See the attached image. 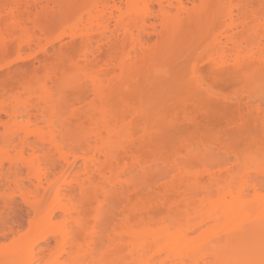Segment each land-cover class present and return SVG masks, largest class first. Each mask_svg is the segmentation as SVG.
Segmentation results:
<instances>
[{"label":"bare ground","instance_id":"bare-ground-1","mask_svg":"<svg viewBox=\"0 0 264 264\" xmlns=\"http://www.w3.org/2000/svg\"><path fill=\"white\" fill-rule=\"evenodd\" d=\"M17 1L15 4H19V3L22 4L21 2L17 3ZM50 1L51 3L58 5L57 6L58 8L59 6L66 8L65 12L67 13L66 14L64 13L63 16L68 14L67 17L70 16L69 19L71 18V16H73V14L76 15L78 12L77 10H79V8L76 9L77 4L75 5V3L77 2L78 4L80 3V7H83V9L81 10L82 13L80 15L77 14L80 16V18L78 17L79 19L78 21L81 20L85 22L84 19H86L87 23L92 24L96 22L97 23L95 25L96 27L94 26L96 30L94 31L95 32L97 31L98 34L94 32L95 34H97V35L94 34V36L97 37L99 35L97 39L100 38L101 43L104 42L105 43L104 45L106 47L105 46L102 47L103 46L102 45L100 48H97L93 53L90 54H88L89 52L87 53L86 51L87 55L86 57H84L85 62L83 68H87L92 71L90 75L92 79L91 81L92 85L91 84L90 85L93 88L92 93L94 94L93 97L95 98L94 101L90 102L91 105H89L90 103H88V106L90 107L89 110H86L87 113H85L86 117L88 118L85 119H89L91 123L93 122L92 126L95 127L93 129L94 130L93 133L91 132V134H89L90 136L84 140L85 142L83 141L81 143V148H82L81 155L78 153L79 155H75V156L73 155L74 157L71 158V154L67 155L64 153L63 155L60 156L59 159H54L49 154L50 152H52L51 147L55 146L53 148H59V149L61 148L62 150L64 149L63 145H59L54 141H50L52 139L49 140V138L47 137L48 134L43 131L44 128L42 127H41L42 129L40 128L41 130L38 129L39 131L36 130V128L34 127L35 131L38 133H33L32 131L34 130L32 129L31 131L33 133L32 136L35 135V138L33 137L34 139H31L29 133L27 132L28 131L27 129H29L30 132L29 127L25 129V131L28 134L24 131L23 128V133L24 132L26 133V134L24 133L25 134L24 136L15 133V131H14L15 134L10 133L9 132L10 130L8 131L9 135L8 134L6 135L4 130L7 129L6 128L8 125L7 122H9L8 118L18 120L19 117L25 118V116H27V118L29 117L31 119L33 115L32 106L37 104L35 103V101L32 100L34 104H32L31 107L29 105H27L28 107L26 106L24 107L23 105L22 107L24 108L22 109L20 108V105L17 103L15 104V106L0 105V122H1L0 125L1 124L4 125V123H2L3 120L2 117L4 115L7 116V120L5 119L6 127L3 126L4 130L2 131L3 134L5 135H3L0 130V177H4L6 181L13 183L21 180L20 177L23 176L25 169L27 170V173H29V175L32 174L35 177V181L31 182L30 184L31 186L29 188L27 187L25 190L23 188L22 190L20 189L21 190L20 195L22 194L21 196L24 198L25 203L27 205L26 211L29 215L33 216L31 219L32 220L31 227L33 230H35V234H36L31 248L25 247L23 249L33 250L34 246L39 247L38 253L36 255L39 256L38 261L41 262L44 261L43 263L47 264L50 261L49 260L50 256L47 260H45V258L47 257L46 253L47 251L48 252L51 251L49 253H53V249H54V247L51 246L49 242L50 236H53L56 240V246H55L56 249L61 245H67L68 243L70 244L69 264H106L107 263L106 256H109L110 261L108 259L109 261L108 263L110 264H229V262L245 261V260H253L256 261L258 264L259 260L261 259V243H262L261 217L264 216V192L261 191V188L264 187V173H260L259 171L258 172L249 171L251 172V174L250 173L245 174L246 173L245 170L246 168H248V166L246 167L247 160L245 161L244 157L241 155L240 158L243 157L241 161L244 160L243 162L245 163V164L240 163L241 165L244 164L243 169L245 168V170L242 169V172L244 171L243 172L244 174L240 172L242 168L240 164L237 165V167L238 166L241 167V168L239 167L240 168L239 169L234 166L235 162L233 163L229 162L232 160L231 157V159L230 158L227 159L228 160L227 166L230 165L229 163H231V166L232 164H234L233 166L237 169H233V168L231 169V166L227 167L226 164L225 165L223 164L224 166L216 164L217 166H221L226 170L221 167H220L221 169H219L216 165H214L218 169V172L214 171L216 168L214 170L212 168L213 172L210 169L209 170L210 173L208 175V173L206 172L208 169L206 168L205 172L207 173V175L206 176L203 175V176L204 177L208 176V179L207 178L204 179L203 177L202 180L200 178L195 179L198 178V176L196 177V175L195 177L192 176L194 177L193 179L189 177L190 172H188L187 170L190 168L187 166V164L180 162L181 160L178 161V163L176 160H174L176 161L174 162L175 164L172 165L170 163L171 165H169V163L167 162L168 158L167 161L164 158L165 159L164 161L162 159L164 157L163 156L162 158L157 157L155 159H152V161L150 160L151 164L149 165L148 161L142 160L141 151L144 148H146V146L151 147L152 143H154L153 141L156 135L161 131L160 130L161 128L159 127L160 123L168 122L170 120V117H166V113H165L166 109L164 110L163 108L165 107L164 105L166 104V100L168 102L169 100L174 99V97L171 96V94H173L172 92L175 90V88L174 90H172V88L174 86L176 87L178 85H182L183 83H185L183 81L184 76L182 77V75H184L185 73L182 74V71L179 68H182V66H184L183 64L186 61L183 58H185L186 55L184 57L183 54L184 53L186 54L189 50L188 48H186L187 50L184 52L185 49L184 47L182 48V54H181L182 58L180 56V61L183 60L184 62L181 61V63L175 62L176 58H178L177 55L180 54L178 53V51L176 52L175 50L179 49L178 45L183 39L186 43V44L184 43V46L186 45L185 47H187L188 46L187 43L191 42V40L194 37V35L192 34L200 33L199 35H195V40H196V36H202V38H199L200 40H202L203 37H205L204 35H202V32L209 31L206 29L209 28L208 23H210V20L207 21L208 22L207 23L204 21V18L206 17L209 18L210 15L212 14L211 11L213 9L219 11L218 8L216 9L217 6L220 5V7H222V10L219 11L218 15L225 14L223 11V9L226 10L225 7H227V10H230L228 11V14L229 12L233 13L232 10H234V6H236V8L238 6L241 7V9H243L247 13L252 9L251 11L252 13L249 12L252 16L251 15L249 16L246 13L244 16L245 18H243L244 20L242 19L243 21L241 23L239 22V24L236 23L234 24L235 20H233L232 17L234 13L233 14L231 13L233 26L231 25L230 29L228 30L225 31L222 30L223 34L221 33L222 34L221 36H224V38H226V41L222 37L223 40L217 38L214 40V42H212L213 44L210 43L212 44L211 47H214L213 50L220 52V53L214 52L217 55L216 57L218 58L217 60L220 59L222 61V59L223 60L227 59L229 55H231V57L233 56L232 57L233 60L231 57H229L231 59L228 58L227 60L230 61L232 60L234 62V63L232 62L233 68L235 67L236 69L240 70L244 68L246 69L249 66H251L252 69L253 64L250 63V60H247L246 58L247 55H244V53L246 54L247 51L246 52L243 51V49L246 48L249 52L250 50L249 48H251L253 50V56L254 54L256 56L258 53L262 54L260 55V57H258L260 58V60L255 58L260 63L257 66V68L261 65V63L264 62V34H262L260 30V24H259L260 14L258 12L256 14L255 13L256 11L255 12L253 11L255 9L262 10V7H264V0H50ZM26 2H27V6L26 5L25 7L22 6L23 10L20 11L19 14H24L25 16L27 14V17H29L28 15L32 16L34 14L33 10L36 9L37 12H35V16L33 15L34 17L32 18V20L35 22V23L33 22V24L37 25L36 22L38 21V18L41 17V16L38 17V15L40 13L44 15L46 14L43 12L49 9V6L47 5H49L50 2L49 0H47L46 5L44 7H43V0H34V1L26 0ZM17 8L15 7V9ZM39 8L41 9V11ZM230 8L233 9L231 10ZM68 9L70 10L72 9V11L73 10L74 11L72 12ZM75 9H76V13H74ZM66 10H68L69 13ZM7 11L12 12L13 8L10 7L8 8V10H6V14H9L10 12L8 13ZM115 11H117L118 13L116 14ZM218 11L213 10V12L215 13ZM244 11L241 12L244 13ZM63 12L64 11L62 10V13ZM2 14H0V16H2ZM54 14L52 15L54 16ZM59 14L56 15H59L61 19L62 15L61 13ZM25 16L23 18L27 20ZM15 17L16 16L14 15V18L11 17L10 19L11 20L16 19L18 21L17 22L18 24L16 23V21L13 22L14 20L11 21L13 23H10L8 21L10 24H13L10 26L12 27L14 26V28H18L19 30L21 29L23 33H26L24 32V29L26 31L30 26L27 28L26 25L24 26L25 28H22L21 24L19 25V22L21 21L22 23H24L23 22L24 19H21L22 18L21 17L19 18L21 19L19 21L18 17L17 18ZM59 17L57 18L55 16V19L56 18L59 19ZM34 18H36L35 19L36 21L34 20ZM250 18L255 19L252 20L254 21V23L250 24L248 22L251 21ZM64 19H66V17ZM7 20H5V22ZM30 20L31 18L29 19V21ZM112 20L114 22V23L112 22L113 24H111ZM206 24H207V28H206ZM5 25H9V24L7 23ZM39 25L41 24L39 23ZM192 25L193 26L196 25V28L199 29V32L198 29L196 30V28L193 27ZM213 26L214 24L210 25L211 28ZM94 27L92 29H94ZM41 29L44 31L43 33H45L46 31L45 26L44 29L39 28V31ZM50 30L51 29L49 28V30H47V33L45 34H48V31L50 32ZM0 31H3L2 28L0 29ZM37 32L38 30L35 31L34 33ZM2 33L5 34L4 31ZM2 33L0 34L1 35L0 37H2L1 41L3 42V38L5 39V36L7 34L3 36ZM152 33L157 34L155 35L157 36L158 40L155 38H154L155 40L153 39L151 35ZM188 33L191 34V37L189 36L190 34ZM85 37L86 35L83 37V39ZM39 38L42 39V37ZM185 38L186 39L191 38V39H189L190 41H188ZM95 39L93 38V40ZM85 40H87V37L84 39V41ZM129 48L130 51L128 52ZM126 49L128 53L126 52V54H124ZM227 49L229 52H227ZM91 50H93V48ZM252 50H250V52H252ZM119 51L121 52V54ZM231 51L232 53H234V55L231 54ZM61 52L62 51H60V53ZM235 52L237 53V56ZM248 52L247 54L249 55L250 52L249 53ZM225 53L226 54L228 53L229 55H226ZM222 54H225V56L223 55V57L225 58L220 57L222 56ZM62 55H64L63 52ZM62 55H59L61 59H62ZM158 55L164 57L162 58L160 56L161 58L159 57L160 58L159 61L157 60ZM241 55L246 56L245 57L246 59H243L244 57ZM235 56L236 58H234ZM240 56L242 57L241 58L242 60L239 59ZM249 56L253 57L252 55ZM165 57L167 58V60ZM251 57L249 59H253ZM65 58H68V56L65 57L64 55L63 60ZM68 59H66V61L69 63ZM154 59L159 61V64L156 62V60L154 61ZM162 59L163 61H165L166 64H164L163 61L161 63ZM255 59H253V62H255L256 65L257 61ZM172 60L174 61L175 64L173 63ZM217 60L211 59L210 62H212V64L210 63V66L214 65L213 63L216 64ZM225 61L226 60L222 61L223 64H226L224 63ZM73 63L75 64V62ZM139 63L149 65V67L146 65L148 68L147 70H150L154 66L155 68L153 69L156 70H158L157 69L158 67L160 69V67L163 68V66L165 67L167 64L168 66L166 67L167 70L165 68V70L163 69L162 71L161 70L157 71V73L154 75L152 73L153 75V76L151 75L152 77L149 74L146 75L143 73L145 76H149L145 78L144 75H141L142 73L138 75L139 77L135 75L136 74L135 69L138 68L137 66L140 65ZM179 64L181 66H179ZM174 65L177 67L179 66L178 69L179 71H181V75H179L180 72L176 67L175 68L177 71H174L175 70ZM255 65L254 67L256 68ZM171 66L173 67V69L171 68ZM215 66L214 69L216 68ZM228 67L232 68L231 66ZM48 68L50 67L48 66ZM222 68L224 69L226 67L222 66ZM218 69L221 68L219 67ZM132 70L135 71L134 72L135 74L133 73ZM147 70L145 68L146 73L149 72ZM156 70H154L153 72H155ZM195 70L193 71H195L194 74H196V78H197V73L199 71H197V67L195 68ZM130 71L132 72L130 73ZM171 71L173 72V74ZM8 72L10 73L11 70L8 69L7 71L6 69L5 71L6 74L4 73L5 75L3 77L7 82H4L5 80L0 77L1 80L0 84L1 83L4 84V86L1 84L0 88L1 90L3 88V90L7 91L8 94H10L11 91H9V89H6V86L8 85L7 88H10L13 84L15 85L14 82L15 75L11 74L10 76H8L9 74ZM139 72L140 71L138 70V73ZM151 72L152 69L150 70V74ZM94 74H96V76ZM130 74H132L133 76L135 75V77H133L134 79ZM160 74L162 75L160 76ZM188 74L190 79H192L191 78L192 74L191 75L190 73ZM194 74L193 77L195 76ZM5 76L7 77V79ZM140 76H142V80H143L141 82L142 86L140 85V80H141ZM129 77L131 78L128 79ZM196 78L194 77L193 80ZM2 79L4 80L3 82ZM188 79L186 78V80ZM199 79L200 81H202V79L198 77V81ZM33 80L34 78L32 79V81ZM203 84L204 83H202V86ZM142 87H145L144 88L145 90L142 89ZM19 89L21 90L20 87ZM10 90L13 89L10 88ZM40 93L42 94V92ZM83 93L85 96V92ZM6 94L4 95L6 96ZM84 96L83 98H85ZM169 96L173 98L170 99ZM41 97L43 98V96ZM52 97L55 99V101L58 104L60 103V101L56 100L54 96ZM7 99L8 98H5L4 100ZM42 101L44 100L42 99L41 102ZM172 101L173 100H171L170 102ZM39 102H40V98H39ZM44 102H46V104L44 103L43 104L45 106H48L47 104L49 102L48 103L47 101ZM56 102H54V105H52L53 107L52 109L54 111L57 110L56 111L57 114L55 113L56 115H58L59 113L61 114V112L63 115L64 108L60 109L59 108L61 107L60 104H59L60 106L58 105L56 107L57 108L56 110L54 109ZM134 103L136 104L139 103L140 105H137V107L135 108L132 107L133 109L126 108L125 106L129 104L132 106L136 105ZM38 105H40V103ZM177 108L175 109L177 110ZM181 109L183 108L180 107V110ZM35 110L38 113L39 112L41 113V111L45 109H42V106L41 107L38 106L35 107ZM82 111L83 110L79 112L80 113L79 116L81 115ZM44 112L41 113L43 116L41 118H45ZM84 112L82 114H84ZM182 112L184 113L186 111L183 109ZM2 114L4 115L2 116ZM77 118H79L78 115ZM174 119L175 118L173 117L172 120H170V122L173 121ZM11 123L9 122L10 125H12ZM86 123L87 122H85V124ZM20 126L21 125L19 124V127ZM39 127L40 126L38 125L37 128ZM21 129L22 128H20L19 130ZM19 130L18 132H20ZM41 131H43L42 132L43 134L41 133ZM44 133H46V136ZM149 142L151 145L149 144ZM70 145L72 144L70 143ZM158 147L155 146V148ZM76 149L79 150L77 147ZM152 151H154V147ZM12 152L15 153L13 154ZM205 152L206 151H204V153ZM209 153L210 151L205 154H209ZM173 157L175 158V156ZM176 157H178V155ZM240 158L238 157L236 160L238 159L240 160ZM250 158H252V160L255 159V157H251V156ZM252 160L249 159L248 161L250 162ZM253 162H254L253 164H255V160ZM259 163L261 165V162ZM6 164L8 165L7 168H6ZM251 164L252 163L250 164L248 163V165L252 166ZM185 165L187 166V168ZM260 165L259 167L262 166ZM170 166L171 168L170 170H168L167 167ZM58 168L63 169L64 175L69 174V172H72L76 168L79 169V171L82 170L81 171L82 173L85 172L84 179L83 177L79 178L82 175L79 176L81 173L77 171L79 172V174L77 173L79 177L77 176V178H73L74 182L72 184L74 185L69 183L68 187L65 188L64 190H62L61 187H59L58 189H56L57 191L55 190L56 192L55 193L53 192L54 194L50 196L52 194L50 192L52 190L51 188L53 185L52 183H48L49 174ZM160 168H162L163 171ZM154 170L162 172V175L161 173H159L160 175H158L157 177L159 182L163 181L162 179H165L166 181V178H168V174L170 176L171 174H173V172L177 171L174 173L176 174V176L171 175L174 178L172 179L174 180V182H172L173 185L172 187L170 186V189L172 188L173 191L175 190L178 191L180 189L179 187H182L183 184L191 183V184H185V186L191 189L190 186L193 184L192 190L196 192L195 189H197L198 193L200 192L204 194L203 199L199 200L200 204H197L199 201L195 203L198 206H194L195 204L190 203L189 202L190 200L188 201L186 197H188V195L191 194L190 193L191 191L190 190L188 191L187 189L185 192L184 191L185 188H184L183 189L184 193L181 194L185 196V200H187L186 201L187 208L185 209V211L181 210L182 211L181 212L179 210L180 207L179 208L176 206L174 207L173 202L171 204L172 199H170V197H168V194L165 193L167 194L166 195L167 197L164 196L162 198H159L158 200L159 205L163 207L167 206V210H168V217L167 218L163 217L162 219L161 218L162 212H160L161 213L160 214L159 213L160 210H158L159 207L156 208V206H159L157 205L158 203L155 200H154L155 202L154 201L149 202L150 200L146 201V199L144 198L146 191L148 189L152 190L154 184L157 183L155 181L152 184L141 183L137 181V178L139 176L140 177L141 175L146 176L150 171H154ZM222 170L225 171L221 172ZM238 172L240 173L238 174ZM252 172L254 174H252ZM135 174L138 176H135ZM73 179H71L70 181L72 182ZM78 179H80L81 182L79 181L78 183L77 182ZM190 179H192L193 181L191 182ZM169 184L171 185L170 182ZM187 185H189V187ZM167 190H169V188ZM167 190L164 189V191ZM100 192H103V197H104L103 203L106 202L107 200L110 203H112L110 214L109 217L103 219L101 215L102 210L98 209L97 214L95 215V221L93 222L94 224L91 225L90 222L86 220L85 210L81 209L83 208L82 204L83 202L86 201L87 202L97 201L99 199ZM170 192L168 191L169 194ZM172 194L173 193H171V195ZM194 197H199V196L194 195ZM194 197L192 196V199ZM134 199H138L139 202L137 204L136 203L134 204L133 203L135 202ZM144 199L146 202L144 201ZM51 205H53V208L51 207ZM191 205L194 207L192 208ZM48 206L49 209L50 208L52 209H50V212L47 213L46 210L48 209L47 208ZM155 209L158 210V212ZM57 211L61 212V215L58 214L57 216L58 218L60 217L59 219L56 217ZM70 215H71L70 217L71 219L69 220ZM55 218L58 221L61 220L62 222L59 221L58 223L57 221H54ZM158 218L161 219L158 220ZM71 220L72 222H70ZM65 222L70 223L68 224L69 228L65 227L67 226L66 225L67 223ZM62 230L65 232H63ZM59 232L62 236H65V234L67 235L70 234L71 237H68L66 235V237H63V239L61 240V238L59 239L60 236ZM61 232L64 234H62ZM86 239H87L86 242H89L91 245L90 254L89 252H87L88 254L86 255L85 253L84 256H77L78 254L74 256L73 254L74 249L76 248L78 249L82 245V242L85 241ZM43 243L45 245L40 246ZM107 244H109V246L107 247L106 250H104ZM25 250H23V252ZM20 252L22 253V251ZM28 253L29 251L26 250L24 252L25 255L23 254L22 255L26 256V254ZM32 253L34 254V250L32 251ZM26 264H33V263L30 262Z\"/></svg>","mask_w":264,"mask_h":264},{"label":"rangeland","instance_id":"rangeland-1","mask_svg":"<svg viewBox=\"0 0 264 264\" xmlns=\"http://www.w3.org/2000/svg\"><path fill=\"white\" fill-rule=\"evenodd\" d=\"M16 1L17 0H0V11H1L0 14L3 13L2 16H0V25H1L0 29L2 28V30L5 32V34H4V33H2L3 31H0V34L2 33L3 36H5L7 34L5 36V39L3 38V42L1 41L2 37H0V41H1L0 42V49H1L0 52H2V51L5 52V53H3V52L0 53V77L3 78L4 75L7 73V72L5 73L6 69H7V71L9 69V70H11V72L10 73L8 72L9 73L8 76L13 74V75H15L14 77L16 80V81L14 80L15 85L12 83L14 85V87H13V85L10 87L11 84L9 85V87L12 88L13 90H10V88H7L8 85L7 86L5 85L6 89H9V91H11L10 94H8L7 91L3 90V88H2V90L0 88V97H1L0 98V103H1L0 105H3V106L4 105H8V106L13 105V106H15V104L17 103L20 105V108L22 109L25 106L28 107L27 105H29L31 107V105L34 104L32 102V100L35 101V103L37 105L32 106V109H33L32 114L33 115L31 117V119L29 117L27 118V116H25V118L19 117L18 120L8 118V121L10 123L11 122H13V123H11L12 125H10L9 122H7V124H8L7 127L5 125L6 120H7V116L2 114V116L4 115L2 117V119H3L2 123H4V125H2V124H1L2 126L0 125L1 133L3 134V132H2L4 130L3 126H5L7 128V129L5 128L6 130H4L6 135L7 134L9 135V132L14 133V131H15V133H17L21 136H24L28 132L31 139H34L35 135L32 136V134L38 133L35 131L34 127L36 128V130H38V129L41 130L42 128H44L43 131L48 134L47 137L49 138V140L52 139L50 141H54L55 143H58L59 145H63V148H64L61 150V148L60 149L59 148H53L55 146L51 147L52 152H50L49 154L54 159H59L60 156L63 155L64 153L67 155L71 154V158H73L75 155H79V154L81 155V153H82L81 152V149H82L81 143L87 137L90 136L89 134H91V132L93 133V131H94L93 129L95 127V126H92L93 122L91 123V121L89 119H85V118H88L85 115V113H87L86 110H89V107H90V106H88V103H90L91 101H94L95 98L93 97V95H94L92 93L93 88L91 86L92 85L91 84L92 79H91L90 75H91L92 71L90 69L83 68L84 62H85L84 57H86L88 52H89L88 54L93 53L97 48H100L102 45H103L102 47L105 46L104 42L101 43L100 38L97 39V37H99V35L97 37L94 36L95 33L98 34L97 31L96 32L94 31V30H96L95 25L97 23L96 22L92 23L93 24L92 25L91 23H87L86 19H84L86 23L84 21H81V20L78 21L79 20L78 17L80 18L79 15L82 13L81 10L83 9V7H80V3L78 4V2L75 3V5L77 4V7L76 6L75 7H76V9L79 8V10H77L78 11L77 14H79V15L73 14L72 12L74 10L72 11V9L71 10L68 9V10L72 11L71 13L73 14V16H71V18H73V19L75 18L73 20L71 18L69 19L70 16L67 17L68 14L63 16L64 13L65 14L67 13V12H65L66 8L61 7V6H59V8H58L57 7L58 5L51 3V1L49 0L50 3H49V5H47V6H49V9L47 7V9H48V10H46L47 12L46 11L43 12V13H46L45 14L46 16L38 11L40 14H42V15L39 14L38 17L41 16L42 18L41 17L38 18V21L36 22L37 25H35V24H33L34 21L32 20V18L35 16V12H37V10L36 9H34L35 11L33 10L34 14L33 13L32 14L34 16L31 14L32 16L28 15L29 17H27L26 13H25L26 16L24 14H19L20 11L23 10V7H25V5L27 6V2H26V0H23V1L18 0L17 3L21 2L22 4H20V3L15 4ZM28 1H30V0H28ZM32 1H34V0H32ZM44 1L45 0H43V7L46 5L47 0L45 2ZM17 6H18V8H17ZM10 7L13 8L12 12H14V13L10 12L11 10L9 9L10 11H7V12L8 13L10 12V13L6 14V10H8V8H10ZM15 7L17 9H15ZM56 8H57V10H56ZM60 8H62V9H60ZM217 8L219 9V11L222 10V7H220V5L217 6L216 9ZM76 9H75L74 13H76ZM225 9L226 10L223 9L225 14H222V15H218L219 11L213 9L214 11H218V12L215 13L212 10L211 11L212 14L211 15L209 14L210 17L204 18L205 22L210 20V23L207 22L209 28L206 29L209 31H203L202 32V35L205 36V37H203L202 40L199 39V38H202V36H196V40H195V35H199L200 33L199 34H197V33L192 34V35H194V37L191 40V42L187 43L188 44L187 47H185L186 45L184 46L185 41L183 39L178 45L179 49L175 50L176 52L178 51V53H180L179 55H177L178 58H176V60H175V62H177V63H179V62L181 63V61L184 62L183 60L180 61V56L182 58L181 54H182V48L183 47L185 49L184 52L187 50L186 48H188V50L191 52L190 53L188 51L186 54L185 53L183 54L184 57H185V55H186V57L187 56H189V57L183 58V59H185L186 62H184V64H183L184 66H182V68H179V69H181L182 74L185 73L184 75H182V77L184 76L183 81L185 83H183L182 85H178L176 87L174 86L172 88V90H174V88H175V90L172 92L173 94H171V96H173L174 99H171L173 97L169 96L170 99L173 101L170 102L171 100H169L168 102H170V103H168L166 100V104L164 105L165 107L163 108L164 110L166 109L165 110L166 117H170V120H172L173 117L175 119L173 121H171L172 123L170 122V120L168 121L171 124H169L168 122H162V123L159 122L160 123L159 127L161 128L160 129L161 131L159 130L160 132L156 135V137L153 141L154 143H152V145L149 142V144L151 145L152 148L148 147L146 145H145L146 148H144V149L142 148L143 150L141 151V158H142V160L148 161L149 165L151 164L150 160L152 161V159H155L157 157L162 158L163 156L164 157L162 159L164 161H165V159L167 161V158H168L167 162L169 163V165L175 164L174 162H176V161L178 163V161L181 160L180 162L187 164V166L191 169V170L187 169L188 172H190V176H189L190 178L194 179V177L196 175V177L198 176V178H195V179L200 178L202 180L203 178L208 179V176L207 177H204V176H206L207 173L209 175V173H210L209 170L210 169L212 170V168L214 170L217 165H223V164L225 165L226 164V166H227V163H228L227 159L228 158L231 159V157H232V160H235V161L231 160L229 162H231V163L235 162L234 163L235 165L232 164V166H231V163H229L230 165H228V166L229 167L231 166V169L232 168L233 169L239 168L240 166L237 167V165L240 163H244L243 161L247 160L246 167L248 166V168H246V170H245V168L243 169V166L245 163L242 165L240 164L242 166V168L240 167L241 168L240 172H242V169H243L246 172L245 174H247V173L251 174V172H249V171H253V172L259 171L260 173H264L263 172V170H264L263 169L264 168L263 167V165H264V105H262V102H261V88H262V85H264V65H263L264 62L261 63V65H263V66L260 65L257 68V66L260 64L257 61V59L260 60V58H258V57H260V55H262V54L258 53L259 54V56H258V54H257V52L259 51L258 50L256 52L257 55L255 56V54H254V56H253V50L251 48H249V49L252 50V52H250V50H249V52H250L249 55H252L253 57H251L247 54L248 50L246 48H245L246 50L243 49V51H245V52L247 51L246 54L244 53V55H247V57L243 56V55H241V56L244 57L243 59L247 58V60H250V63L253 64L252 69H251V66L248 67L249 69L244 68L245 70L244 69L239 70V69H236L235 67H234L235 68L234 69L232 67V62H233L232 57L233 56L231 57V55H229L228 53L227 54L225 53V54L229 55V57L232 58L231 61L227 60L229 57L227 59H224V60H226L224 62L226 64H223V62H222V61H224L223 59H222V61L220 59L217 60L218 58H216L217 55L215 53H217L219 51L213 50L214 47H211L213 44L212 42H214V40L217 38H219L220 40H223L224 36H221L223 34V31L230 29L231 25L233 26V20H235L234 24L235 23L239 24V22L241 23L244 20L243 18H245L244 17L245 14L247 13L246 11L241 9V7H239V6L237 8H236V6H234L235 12H234V10H232L233 8L232 9L230 8L234 14L232 12H229V14H228V11H230V10H227V7H225ZM228 9H229V7H228ZM4 10H5V12H4ZM42 10H43V8H42ZM62 10L64 11L63 13H62ZM68 10H66V11H68ZM40 11H41V9H40ZM239 11H240V13H239ZM241 11L242 12L244 11V13H242ZM251 11H252V9L249 12H251ZM253 11L254 12L256 11L255 12L256 14H257V12L260 14V12H261L260 9H257V10L255 9ZM16 13L18 16L19 15L20 16L18 17L16 15ZM59 13H61V15H62L61 19L59 17V15H60ZM68 13H69V11H68ZM115 13L117 14L118 12L115 11ZM248 13H247V15L250 16L251 14L250 13L248 14ZM13 14L16 16L15 18L18 17V19L21 17H22L21 19H24L23 17L25 16V18H27V20L29 21V19L31 18V20H30L31 22L30 21L28 22L26 19H24L23 20L24 23H22L20 21L21 19H19V21H20L19 25L21 24L22 28H25L24 26H26V25H27V28L30 26L29 27L30 29L28 28V30H26V31L24 29V32H26L27 34L23 33V31H21V29L19 30L18 28H14V26L13 27L10 26V25H13L10 23H13L15 21H16V23L18 22L16 19H12L14 21L11 22L12 20L10 18L11 17L14 18ZM52 14H54V16ZM56 14H59V15H56ZM237 14H239V15H237ZM21 15H24V16H21ZM231 15L233 17V20H232ZM55 16L57 18L59 17V19H57V18L55 19ZM256 16H259V15H256ZM65 17H66V19H64ZM35 19L36 18H34V20ZM250 19H251V21L255 20L253 18H250ZM5 20H7L6 22L9 25H5V24H7L5 22ZM55 20H56V22H55ZM51 21H54V22H51ZM74 22H75V24H74ZM112 22H113V20L111 21V24L114 23V22L113 23ZM39 23L41 25H39ZM213 24H214V26L211 28L210 25H213ZM6 26H7V28H6ZM44 26L46 29L45 33H47V30H49V28L51 29L50 32L48 31V34L43 33L44 31L42 29H41L42 31L41 30L39 31V28L44 29ZM227 26H229V27H227ZM51 27H53V28H51ZM93 27H94V29H92ZM193 27L196 28V25H194ZM193 27H191V28H193ZM195 28H193V29H195ZM206 28H207V24H206ZM210 28H211V30H210ZM197 29L198 28H196V30ZM37 30H38V32L34 33ZM19 31H21L23 34ZM29 31H31V32H29ZM195 32H197V31H195ZM198 32H199V29H198ZM35 34L37 35V38H36ZM97 34H95V35H97ZM155 34L152 33L151 35H152L153 39L155 38L158 40V38L156 36L157 34L156 35ZM188 34H190V33H188ZM38 35H39V37H42V39L39 38ZM83 35L84 36L86 35L87 40L84 41V39L86 37L83 39V37H84ZM8 36H10V37H8ZM189 36L191 37V34ZM93 38L94 39L96 38V39L93 40ZM189 39H191V38H188L186 40L190 41ZM224 40L226 41V38H224ZM210 43H212V44H210ZM30 45H31V47H30ZM231 47H232V45H231ZM92 48H93V50H91ZM127 49L124 52V54H126ZM60 51L63 52L65 57L68 56L69 59L65 58L63 60L64 55H62V52L60 53ZM86 51H87V53H86ZM129 51H130V48H129L128 52ZM254 51H256V50H254ZM211 52H213V53H211ZM227 52H229L228 49H227ZM120 54H121V52H120ZM225 54H222V56H220V55H218V56L225 58V57H223V55L225 56ZM231 54L234 55V53H232V51H231ZM235 54L237 56L236 52H235ZM59 55H62V59L59 57ZM160 56L161 55H158V57H157V60H159V61H160V58L162 57V56L161 57ZM236 56L234 58H236ZM241 56L239 59L242 58ZM250 57L253 59L257 58V59H255L257 61L256 65H255V62H253V59H249ZM83 58H84V60H83ZM231 58H229V59H231ZM66 59H68L69 63L66 61ZM211 59L217 60L218 63L216 62V64L217 65L219 64L220 66L219 65L217 66L215 63H213L214 65L210 66V63L212 64V62H210ZM155 60L156 59H154V61ZM157 60H156V62L159 64V61H157ZM166 60H167V58H166ZM162 61H163V59L161 60V63H162ZM73 62H75V64ZM163 63L166 64L165 61H163ZM173 63H174V61H173ZM71 64H73L74 67ZM139 64L140 65L137 66L138 67L137 69L140 71L139 73H138L137 69H135L136 74L134 73L135 71L132 70L133 73L137 76L140 75L141 73H142L141 75L149 74L151 76L152 73L154 75L157 73V71H160V70L162 71L163 69L165 70V68L168 66V64H167L165 67L163 66V68L160 67V69L158 67L157 68L158 70L153 69V68H155V66L153 68L150 67L152 69V72L150 74L151 69L147 70L148 69L147 66L149 67V65L146 64L147 65L146 66L143 63H139ZM221 65L223 67L225 66L226 68L223 69ZM254 65L256 66V68L254 67ZM48 66L50 68H48ZM172 66H173V64H172ZM172 66H171V68L173 69ZM179 66H181V65L179 64ZM193 66L194 67L196 66L197 71H199L197 73V78H196V74H194V72L196 71L195 70L196 67L194 68ZM214 66L216 67L215 69H214ZM228 66H231L232 68H230ZM175 67L178 69V67L174 65V68ZM212 67H213V69H212ZM219 67L221 69H218ZM145 68L149 72L146 73ZM176 68L174 71H177ZM143 69H144V71H143ZM179 69H178V71H179ZM21 70H22V72H21ZM154 70H156V71L153 72ZM166 70H167V68H166ZM193 70H195V71H193ZM132 71H130V73ZM181 71H179L180 72L179 75H181ZM70 73H74V78L69 79ZM176 73H178V72H176ZM188 73H190V75L192 74V77H191L192 79H190V77L188 76L189 75ZM2 74H3V76H2ZM158 74H159V72H158ZM172 74H173V72H172ZM193 74L195 75L194 77L196 78V79H194L195 81L193 80V78H194ZM198 74H199V76H198ZM94 75L96 76V74H94ZM130 75H132V74H130ZM135 75L134 76L132 75V78L135 77ZM161 75L162 74H160V76ZM174 75H175V73H174ZM18 76H20L21 78ZM25 76H27V77H25ZM29 76H31V77H29ZM33 76H35L36 78ZM11 77H9V78H11ZM144 77L146 78L149 76L144 75ZM188 77L190 80L188 79ZM198 77L201 78L202 81H200V79H199V81H200L199 82ZM29 78L30 79L34 78V80L32 81V79L30 80ZM130 78L131 77H129L128 79H130ZM153 78H155V77H153ZM186 78L189 80V82H188V80H186ZM3 79L5 80V78H3ZM3 79H2V82L4 81ZM6 79H7V77H6ZM18 79H20V80H18ZM140 79H141L140 85L142 86V84H141V82L143 81L142 76H140ZM27 80L29 81V83ZM9 81H11V80H9ZM37 81H39V82H37ZM0 82H1V80H0ZM4 82H7V81L5 80ZM17 83H18V85L20 83L21 84L18 86ZM199 83H201V84H199ZM202 83H204L203 86H202ZM137 84H139V83H137ZM143 84H145V83H143ZM2 85L4 86V84H2ZM15 86H16V89H15ZM19 87L21 88V90L19 89ZM139 88H140V86H139ZM144 88L145 87H142V89H144ZM210 89H211V91H210ZM2 91L6 92L7 94L3 93ZM14 91H16V92H14ZM40 92H42V94ZM79 92H81V93H79ZM83 92H85V96H84ZM4 94H6V96ZM1 95H3V96H1ZM41 96H43V98ZM52 96H54L56 98V100L60 101L59 104L61 105V107L63 106L62 108L59 107L60 109L64 108L63 115H62V112H61V114L58 112L60 115L59 114L56 115L57 114V112H56L57 108L56 107L59 104L55 101V99ZM83 96L85 98H83ZM5 98H8V99L4 100ZM26 98H28L29 100ZM39 98H40V102H39ZM41 98L44 101H47V103L49 102L47 104L48 106L44 105V104H46V102H44V101L41 102V100H42ZM53 99H54V102H56V104L54 106L55 107L54 109L56 111H54L52 109L53 108L52 105H54ZM11 101L14 103H12ZM20 101H21V103H20ZM39 103H40V105H38ZM134 104H136V103H134ZM23 105H24V107H22ZM89 105H91V103ZM129 105H125L126 108L133 109L132 107L135 108V107H137V105H140V104L137 103L136 105H133V106L132 105L129 106ZM38 106L39 107L42 106V109H45V110L41 111V113H43L45 111L44 112L45 115L43 114L45 118H41V117H43L42 114L40 112L38 113L35 110V107H38ZM16 107H17V105H16ZM180 107L186 111V112H184L185 114L182 112L183 109L180 110ZM175 108H177V110ZM60 109H59V111H60ZM136 109H138V108H136ZM81 110H83L82 113L84 111L85 112H84V114L81 113V115L79 116V114H80L79 112H81ZM34 112L37 116L34 114ZM76 114L78 115L79 118H77ZM183 116L185 119L183 118ZM185 116H187V117H185ZM34 118H36V119H34ZM3 121H5V122H3ZM15 122L19 123L21 126L19 127V124H16ZM85 122H87V123L85 124ZM173 123H175V124H173ZM22 125H23V127H22ZM38 125L40 126L39 128H37ZM28 127L30 128V132H29V129H27ZM20 128H22L21 129L22 131L19 130ZM23 128H24V131H25V129L28 130L27 132L25 131L26 133L24 132L25 134L23 133ZM32 129L34 131H32ZM18 130L20 132H18ZM43 131H41V133ZM46 133H44L45 136H46ZM5 134H3V135H5ZM70 143L72 145H70ZM158 145H159V147H158ZM155 146H157L158 148H155ZM76 147L79 150H77ZM84 147H85V145H84ZM153 147H154V151H152ZM206 149H208V150H206ZM75 150H76V152H75ZM204 151H206L205 153H208L210 151V153L205 154ZM12 153L14 154L15 152H12ZM73 153H75V154H73ZM159 155H161V156H159ZM177 155H178V157H176ZM241 155L244 157V160H242V161H241V159L243 157L240 158ZM248 155H249V157H248ZM173 156H175V158ZM234 156H236V157H234ZM250 156L255 157V159L253 158L255 160V164H253L254 160H252V158H250ZM238 157L240 158V160L239 159L236 160ZM169 159H170V162H169ZM249 159L252 161L249 162L248 161ZM174 160H176V161H174ZM225 160H226V162H225ZM236 161H237V163H236ZM239 161H241V162H239ZM258 161L261 162L262 166L260 165V163ZM248 163L249 164L252 163L251 164L252 166L248 165ZM210 165L211 166L213 165V166L211 167ZM214 165H216V166H214ZM233 165L237 168H235ZM259 165L261 167H259ZM187 166H186V168H187ZM7 167H8V165L6 164V168ZM181 167H183V166H181ZM192 167L194 170L192 169ZM208 167H211V168H208ZM217 167L219 169L223 168L221 166H217ZM167 168H168V170H170L171 166L167 167ZM206 168L208 169L207 171H206ZM254 168H255V170H254ZM160 169L163 171L162 168H160ZM223 169H225V168H223ZM5 170H7V169H5ZM201 170H202V172H201ZM213 170H212V172H213ZM73 171L69 172V174H67V175H64L63 169L58 168L49 174L48 183H52V185H53L51 188L52 190L50 192L52 194L50 196H52L57 191L56 189H58L59 187H61V189L64 190L65 188L68 187L69 183L72 184L74 182L73 178H77L79 172L81 173L79 176H81V175L82 176L81 177L78 176V177L79 178L83 177V179H84L85 172H83L84 173L83 174L81 172L82 170L79 171V169H77V168L74 169ZM77 171H79V172H77ZM164 171H165V169H164ZM214 171L218 172V169L216 168ZM224 171L222 170L221 172H224ZM44 172H46V171H44ZM175 172H177V171H175ZM175 172H173V174H171V175L176 176V174H174ZM235 172H237V171H235ZM240 172H238V174ZM243 172H242V174H244ZM253 172H252V174H254ZM159 173H161V175H162V172L154 170V171H150L146 176L141 175V177L140 176L138 178L136 177L137 181L141 182V183H151L152 184L154 181L157 183V184H154V187L152 190L148 189L146 191L145 196H144L146 201L150 200L149 202H153L155 200L158 203L159 198H162L164 196L167 197L166 195L168 194V197H170V199H172L171 204L173 202L174 207L175 206L178 208L180 207L179 208L180 211L181 210L185 211V209L187 208L186 207V203H187L186 201L187 200L188 201L190 200L189 201L190 203L195 204L197 201L203 199V197H204L203 193L199 192L200 193L199 194L197 192V189H195L196 192L194 190H192L193 184L190 186L191 189H189L185 186V184H191V183L183 184L182 187H179L180 189L178 191H176V190L173 191V189L171 188L172 189V191H171L170 186L172 187V185H173L172 182H174V180H172V179H174L173 176L170 175L171 176V178H170V176L168 174V178H166V181L168 183L165 181V179H162L163 181L159 182L158 178H157L158 175H160ZM222 174H224V173H222ZM35 176H36V174H35ZM135 176H138V175L135 174ZM192 176H194V177H192ZM199 176H201V177H199ZM253 176H255V175H253ZM33 177L34 176L32 174L29 175V173H27L26 169L24 170L23 176L20 177L21 180L13 182V183L6 181L4 177H0V264H26V263H30V262L33 264H45V263H43L44 261H42V262L38 261L39 256H36V255L38 253L39 247H37V246H34L33 247L34 249L32 248L34 250V254L32 253L33 250L26 249L29 251V253L26 254V256H23V255H25L24 252L26 251L23 248H25V247L31 248V246L33 245L34 237L36 234H35V230H33L31 227L32 226L31 225V221H32L31 219L33 216L29 215L27 213V211H26L27 205L25 203L24 198L21 196L22 194L20 195V191L22 190V188L25 190L27 187L29 188L31 186L30 185L31 182L35 181V177L34 178ZM71 179H73L72 182L70 181ZM190 180H191V182L193 181L192 179H190ZM75 181H76V179H75ZM79 181L81 182L80 179L77 180L78 183H79ZM169 182L171 183V185L169 184ZM46 184H47V181H46ZM72 185H74V184H72ZM187 186L189 187V185H187ZM176 187H178V186H176ZM168 188H169V190H167ZM184 188H185V190H184L185 192L187 189H188V191L190 190L191 191L190 193L191 194L193 193L192 194L193 197H194V195L199 196V197H194L196 199V201L194 198L192 199L191 194L188 195V197H186L187 200H185V196L182 195L184 193V191H183ZM164 189L167 191H164ZM193 189H194V187H193ZM168 191L169 192L171 191L170 194L168 193ZM165 193H167V194H165ZM171 193H173L172 194L173 197H172ZM145 199H144V201H145ZM103 200H104L103 192H100L99 193V199L97 201H92V202L86 201V202H83V204H82L83 208H81V209L85 210L86 220L88 222H90L91 225L94 224L93 222L95 221V215L97 214L98 209L102 210L101 215H102L103 219L106 217H109L112 203H110L108 200L103 203ZM134 201H135V202H133L134 204L135 203L137 204L139 202L138 199H134ZM197 204H200V201ZM157 205H159V203ZM191 206H190V208H191ZM194 206H198V205L195 204ZM194 206H192V208ZM51 207L53 208V205H51ZM157 207H159V209H158V210H160L159 213L162 212V215H161L162 217L160 215L159 216L162 219H163V217L167 218L168 217L167 206L163 207V206L159 205V206H156V208ZM47 208L48 209L46 210V212L48 213V212H50V209H52V208L49 209V206ZM158 210H156V211L158 212ZM58 212L59 211L56 212V214H57L56 217L58 216V214L61 215V212H59V213ZM70 217H71V215L69 216V220L71 219ZM72 217H73V215H72ZM75 217H76V215H75ZM161 218H158V220ZM69 220H68V222H69ZM54 221H57L58 223H59V221L62 222L61 220L58 221L56 218L54 219ZM68 222H65V223H67L66 224L67 226L64 225L66 228H69L68 224H70V223H68ZM70 222H72V220ZM65 227H63V228H65ZM63 232H65V231H63ZM59 234H60V232H59ZM62 234H64V233H62ZM68 234H69V232H68ZM66 235L67 234H65V236H62L60 234L59 239L61 238V240H62L63 237H66ZM69 235H67V236L71 237V235L70 236ZM64 239H67V238H64ZM86 241H87V239L82 242V245L78 249L77 248L74 249V253H73L74 256L76 254H78L77 256H84L85 253H86V255L88 254L87 252H89V254H90L91 245L89 242H86ZM49 242H50L51 246L54 247V249H53V253H49L51 251H49V252L47 251V253H46L47 257L45 258V260H47L50 256V258H49L50 261L47 264H69V256H70L69 255V253H70V250H69L70 246L69 245L70 244L68 243L67 245H61L60 247H58L56 249L55 248L56 240L53 236H50ZM44 245L45 244L43 243L40 246H44ZM108 246H109V244L106 245L104 250H106ZM22 249L25 251L23 252ZM20 251H22V253ZM106 257H107V263L106 264H110V263H108L110 261L109 256H106ZM108 259H109V261H108Z\"/></svg>","mask_w":264,"mask_h":264},{"label":"snow or ice","instance_id":"snow-or-ice-1","mask_svg":"<svg viewBox=\"0 0 264 264\" xmlns=\"http://www.w3.org/2000/svg\"><path fill=\"white\" fill-rule=\"evenodd\" d=\"M248 22L250 24L254 23V21H248ZM259 24H260L261 33L264 34V7H262L260 13ZM72 78H74V73H70L69 75V79ZM261 102L262 105H264V85H262L261 88ZM261 191L264 192V187L261 188ZM261 225H262L261 259L259 260L258 264H264V216L261 217ZM229 264H257V262L253 260H245V261H233V262H229Z\"/></svg>","mask_w":264,"mask_h":264}]
</instances>
